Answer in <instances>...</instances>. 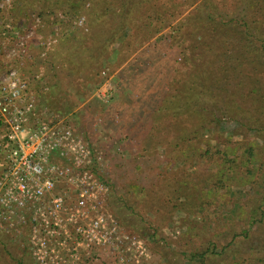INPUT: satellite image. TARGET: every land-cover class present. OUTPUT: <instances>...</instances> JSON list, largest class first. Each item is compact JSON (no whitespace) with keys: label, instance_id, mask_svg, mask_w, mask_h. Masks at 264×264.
<instances>
[{"label":"rangeland","instance_id":"1","mask_svg":"<svg viewBox=\"0 0 264 264\" xmlns=\"http://www.w3.org/2000/svg\"><path fill=\"white\" fill-rule=\"evenodd\" d=\"M25 1L14 0L10 8L0 11V15L21 27L37 14L36 11L28 17L26 10H37L43 4L44 10L50 12L47 7L54 4V0H41V4L36 0L29 3L32 9L30 5L25 9ZM97 2L104 10L105 6L118 5L111 0ZM63 12L58 9L55 14ZM112 12L96 21L106 32L117 19L116 12ZM147 14L144 5L140 21ZM41 16L45 26L38 34L45 38L57 36L59 41L69 33L71 39L59 48L55 47L58 41L51 47L48 52L52 53L51 63L45 60L47 57H37L40 48L36 40L31 44L34 56L26 66L32 72L36 65L45 64L44 79L32 88L39 109L62 117L77 136L84 138L92 153L91 169L108 189L101 197L100 209L113 215L121 230L130 236L129 240L114 246L95 247L79 264H258L255 262L258 260L257 246L264 248V225L257 227L256 224L264 212V177L259 170L264 162V136L245 132L246 127L240 120L230 119L215 105L221 120L216 122V127L205 129L203 137L208 147L216 151L231 144L232 149H226L227 159H235L230 163L231 177L224 176L222 181H226L222 183L211 172L226 165L224 162L195 157L192 144L183 145L182 140L177 148L174 147L181 132L190 138L196 119L178 117L159 109L151 111L150 108L148 112L139 103V99L145 102L166 91L161 87L166 83L163 79L170 66L164 69L163 61L157 56L163 47L169 46V27L157 35H149V40L146 39L128 60L120 62L117 57L120 48L127 45L125 40L134 31V26L125 25L122 36L109 44L106 53L97 57L101 72L96 76L90 72L92 61L84 52V46L90 47L93 40L86 38L79 42L75 34L76 30L87 32V16H81L85 19L83 25L76 23L78 18L74 21L78 28L75 30ZM137 25L135 27H140ZM67 49L69 53L72 51L71 68L64 62ZM167 57L169 60L164 62L174 63V52H167ZM152 75L154 80L149 79ZM28 76L32 84L33 73ZM149 101V105L154 102ZM118 109L126 117L122 119L117 114ZM136 121L149 123L151 136L129 141L126 133ZM140 142L150 146L139 152ZM246 146H253L255 150L249 163ZM141 153L144 156H140ZM3 231L8 235L6 248L11 254L9 256L0 245V264H39L30 248L27 227ZM201 252L206 253L193 257Z\"/></svg>","mask_w":264,"mask_h":264},{"label":"trees","instance_id":"2","mask_svg":"<svg viewBox=\"0 0 264 264\" xmlns=\"http://www.w3.org/2000/svg\"><path fill=\"white\" fill-rule=\"evenodd\" d=\"M35 1H25L24 8L28 9L25 6L30 5L29 8L32 9V4L29 3ZM97 1L99 0H54V4L47 7L50 12L44 10L41 1L37 10H26L25 13L31 17L37 11V14L52 19L54 23H61L73 30L78 29L74 21L86 15L87 32L76 30L75 34L79 42L86 38L93 40V45L84 46V52L92 61L90 72L96 76L101 72V66L96 62L97 57L106 53L109 44L122 36L125 25L131 24L135 27L138 24L140 27H133V34L125 40L127 45L124 44L126 46L120 48L117 56L120 62L128 60L146 43V39L149 40V35H157L169 27V46L163 47L157 56L163 61L164 69L170 66L163 79L166 83L161 87L166 91L158 97L147 98L145 102L139 99V103L143 104V108L148 112L150 108L151 111L159 109L165 113L173 112L178 117L188 116L196 119L190 138L187 139L186 134L181 132L175 139L174 147L177 148L179 140H182L183 145L192 144L195 157L209 161L220 160L229 165L226 167L223 164L211 172L219 182L225 183L226 180L222 181L223 177H231L230 163L235 162V159H227V150L232 149L231 144L216 151L208 147L207 139L203 135L205 129L212 125L216 127V122L221 120L217 114V104L222 114L230 116V119L240 120L242 126L246 127L245 132L264 136V0H231V3H228V0H111L118 5L105 6L106 10L100 8V2ZM197 1L199 3H196ZM144 5L148 14L140 21V11L144 9ZM58 9L64 11L61 13L64 18L55 14ZM111 10L113 14L116 12L117 19L110 31L106 32L96 21L103 15L111 14ZM70 39L69 33L61 36L55 47L59 48ZM68 49L64 62L71 68L72 51L69 53ZM169 51L174 52L175 61L171 65L164 62L169 60ZM48 60L51 63L52 53L48 54L46 61ZM22 70L26 74L32 73L27 66L22 67ZM41 78L44 79L43 76ZM40 79H33L32 87L39 86ZM149 79L154 80V75L149 76ZM149 100L154 102L149 105ZM117 114L122 119L125 116L119 109ZM140 123L136 121L132 130L127 131L126 137L129 141H141L151 136L150 124H144L143 121ZM149 146L143 143L139 152ZM181 150L185 152L183 148ZM245 150L249 163L255 156V150L253 146H246ZM140 156H144V153ZM259 170L264 177V162ZM256 224L257 227L264 225V212L256 220ZM4 233L0 228V245L7 251L9 238ZM256 250L258 260L255 262L264 264V248L258 245ZM205 253H197L193 257H202ZM7 254L10 256L11 253L7 251Z\"/></svg>","mask_w":264,"mask_h":264},{"label":"built area","instance_id":"3","mask_svg":"<svg viewBox=\"0 0 264 264\" xmlns=\"http://www.w3.org/2000/svg\"><path fill=\"white\" fill-rule=\"evenodd\" d=\"M13 2L0 0V11ZM44 26L39 14L21 27L0 15V228L27 227L39 264H79L95 247L114 246L130 236L100 209L108 189L91 169L90 147L62 117L39 109L22 70L33 59L35 40L42 59L58 41L38 34ZM44 68L39 64L33 78L40 79Z\"/></svg>","mask_w":264,"mask_h":264}]
</instances>
